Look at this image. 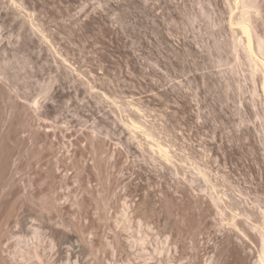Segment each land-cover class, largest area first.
<instances>
[{
    "label": "rangeland",
    "instance_id": "374dc122",
    "mask_svg": "<svg viewBox=\"0 0 264 264\" xmlns=\"http://www.w3.org/2000/svg\"><path fill=\"white\" fill-rule=\"evenodd\" d=\"M257 60L264 0H0V264H259Z\"/></svg>",
    "mask_w": 264,
    "mask_h": 264
},
{
    "label": "bare ground",
    "instance_id": "6f19581e",
    "mask_svg": "<svg viewBox=\"0 0 264 264\" xmlns=\"http://www.w3.org/2000/svg\"><path fill=\"white\" fill-rule=\"evenodd\" d=\"M241 1V0H240ZM244 0H242V2H243ZM250 2V1H249ZM246 3V2H245ZM252 3V2H251ZM242 4V3H241ZM243 5V4H242ZM248 6H251V5H247V7L246 8H248ZM252 7V6H251ZM244 8V7H243ZM242 8V9H243ZM250 8V7H249ZM244 10V9H243ZM245 11V10H244ZM242 14H243V11L241 12ZM240 13V14H241ZM242 16V15H241ZM247 17V16H246ZM245 16L243 17V21H242V25H243V31L245 32V33H250V31H251V29L249 30V26H248V23L250 22L249 20V18H246ZM249 17V16H248ZM241 21H240V23H241ZM249 21V22H248ZM251 25V24H250ZM249 40H250V48H249V50L247 49V51L252 55V57L254 56V51H253V48H252V40L253 39H251V37H249ZM249 56V55H248ZM249 58H250V56H249ZM254 58V57H253ZM252 58V59H253ZM258 61V60H257ZM259 63V65L260 66H262L263 68H264V61H262V60H259L258 61ZM133 126L135 127V128H138V129H143V124H141V123H139V122H134V124H133ZM155 146V145H154ZM158 148H159V152H161V154H163V155H165L167 158L169 157V151H168V148H166L165 146H163V145H160V144H158V146H157ZM217 205V204H216ZM217 207V206H216ZM239 221V223H240V221H242V220H238ZM254 221V220H253ZM258 222V221H257ZM239 223H237V225H239ZM244 223V222H243ZM254 223V222H253ZM241 224V223H240ZM258 224H259V222H258ZM233 225V224H232ZM236 224L234 225V226H237ZM255 225V224H254ZM254 225H252V228H253V226ZM257 225V224H256ZM240 226V225H239ZM230 227V226H229ZM238 227V226H237ZM239 228V227H238ZM256 228H258V226H256ZM260 228V227H259ZM262 229V228H261ZM261 229H259V230H261ZM264 232V231H263ZM261 233V232H260ZM259 233V234H260ZM247 234H248V232H247ZM256 237V236H255ZM259 238V237H258ZM240 239V238H239ZM253 240V239H252ZM260 243H261V246H262V255H260L261 256V259H259L260 261H259V264H264V234H262L261 235V238H260ZM250 258V257H249ZM241 261V260H240ZM250 264V263H249Z\"/></svg>",
    "mask_w": 264,
    "mask_h": 264
}]
</instances>
